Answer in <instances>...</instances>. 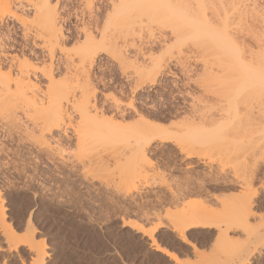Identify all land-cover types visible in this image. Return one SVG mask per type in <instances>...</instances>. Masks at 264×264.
Returning a JSON list of instances; mask_svg holds the SVG:
<instances>
[{
  "label": "rangeland",
  "instance_id": "374dc122",
  "mask_svg": "<svg viewBox=\"0 0 264 264\" xmlns=\"http://www.w3.org/2000/svg\"><path fill=\"white\" fill-rule=\"evenodd\" d=\"M164 1L162 6L158 2L161 7ZM172 1L167 3L176 5L181 1L179 8L194 2L204 6L211 19L208 27L222 35L219 38L225 36L228 42L224 43L231 38L232 47H236L237 39L252 44L251 52L245 48L247 53L241 60L264 73V0ZM138 2L48 0L55 10V45L42 21V0H0V75L11 78L5 82L0 77V213L13 233L11 241L0 229V249L5 251L0 252V264L32 262L35 254L28 244H11L22 239L27 229L34 234L32 246H44L43 264H237L240 257L251 261L248 264H264V246L259 247L264 242V145L253 139L264 136V85H256L254 89L261 94L255 91L249 99L245 91L240 96V87L233 83L234 88L229 84L219 86L225 78L222 71L229 77L231 72L242 70L237 67L238 60L234 61L235 52L234 56L230 51L227 55L217 35L210 38L217 40L218 47L209 35L190 33L192 30L180 17L167 16L165 6L168 13H160L168 18H161L164 14L158 11L162 8L153 15L156 18L142 13L147 19L139 18ZM89 19H93L94 26H88L87 33L97 43V55L93 53L94 61L86 68L88 60L80 65L75 49L85 41L83 25ZM255 39L263 42L260 47L254 46ZM4 54L13 56L20 68L16 62L10 66L11 60L7 61ZM220 60H225L221 67ZM225 66L228 71H221ZM150 70L156 71V85L138 88L132 95V89L146 80ZM48 73L57 81L55 97L49 90ZM20 74L25 86L12 82L22 77ZM232 76L228 79L240 84ZM26 82L30 86L26 87ZM235 92L238 97L234 99ZM52 98L61 103L65 115L60 130L50 131L42 108H47ZM131 103L133 107L129 108ZM94 104L103 117L123 126L145 116L160 124L171 141L152 144L148 159L141 161L142 166L138 160L140 167L132 169V150L123 138L124 144L113 140L112 146L92 145L86 138L89 142L84 145L80 135L85 136L90 128H84L80 110ZM185 153L194 157L187 159ZM250 162L254 166L249 167ZM255 167L257 177L252 190L257 195L252 197L256 215L248 220L252 229L249 234L250 225L245 233L229 232L225 237L213 228L193 227L185 231V242L179 239L173 227L183 212L208 209L219 214L224 206L222 199L233 208L232 204L247 191L242 182ZM221 178L225 179L223 184L228 179L229 183L223 185ZM237 179L240 185L230 183ZM255 234L263 236L262 244L258 242L260 237L255 242ZM156 247L176 261L156 251ZM258 247L263 250L258 251L259 255Z\"/></svg>",
  "mask_w": 264,
  "mask_h": 264
},
{
  "label": "bare ground",
  "instance_id": "6f19581e",
  "mask_svg": "<svg viewBox=\"0 0 264 264\" xmlns=\"http://www.w3.org/2000/svg\"><path fill=\"white\" fill-rule=\"evenodd\" d=\"M139 2L137 3V4H139V3H141L140 5V7L139 8H137L138 9V14L140 15L141 13H142V15L144 14V15H147L148 17L150 16L151 18L153 17H157V16H153V15H155V13L157 14V10H159L160 8H162V9H160L161 11H158V13H160V12H167L168 13V11H169V13L167 14V16L171 19L173 16H174V18L173 19H176V18H178V17H180V20L181 21H183L185 24H187V26H189L190 27V29L192 30V31H190V33L192 32V33H197V36H200L201 37V35L203 36L204 34H207V35H209V40L212 42V43H214V44H216L217 43V40L220 42L221 41V43L220 44H222V47H224V46H226L225 48H226V54L227 55H229V53L230 52H232V54H233V56H234V52H235V57H234V61L236 60H238L237 62L239 63V64H237V67H241L242 68V70L241 71H237V73H235V68H234V73L233 72H231L232 70H229L230 72V74L232 75V74H234L235 75V77L234 76H232L233 78H237V80H239V83L240 84H236V82H234L233 81V79L231 80V79H228V78H231V75L229 76V77H227L226 75H227V73L225 72V71H222V69H224V68H226V66L225 67H223V68H221L220 70L223 72L222 73V76L223 75H225V76H223V78L225 77H227L226 79H228V80H225V78L223 79V82H221L222 80H220V81H216L217 83H219V82H221V85L219 84V86H222V84H223V86L224 85H228V87H230V86H234L235 87V85H236V87H240V88H237V90H238V92L236 91V89H235V91L237 92V93H241L240 94V96L242 95V93H244L243 91H245L246 92V96L248 97V99H249V97L250 98H252V97H254L255 95H256V92H258V90H256V89H254V87L257 85H259L260 87L262 86V85H264V73L262 72V71H259V70H257V69H252L253 67H251V66H249V65H247V64H245L244 63V61L243 60H241V58H242V56H243V54H245V53H247V52H251V45L252 44H250V45H248L247 43H246V41H241V40H239V39H237L238 41L236 42V40L234 41V43L236 42L237 43V45H236V47L234 46V47H232L233 46V44H232V42H230V39H229V43L227 44L226 42V44L227 45H225V43L223 42L224 40L226 41L227 40V42H228V39H226V37L224 36V38H222V37H220V38H222L221 40H220V38H219V36H222V35H220V34H216V32L214 33L213 32V30L212 29H210L209 27H208V25H211V19H208L207 18V15H206V13H205V11H206V9H204V6H200V4H198V2H194V4H187L186 5V7L185 6H183V4L181 5V8H179L180 7V5H178V4H180L181 3V1L180 2H178V4L176 3V5H174L173 3H167L169 0H162V1H164V3H166L164 6L167 8V10H166V8H164V6L163 7H161L162 6V4L161 3H163L161 0H138ZM160 1V5H159V2ZM174 1H176V0H174ZM171 2H173L172 0H171ZM143 3V4H142ZM172 4H173V6H172ZM42 6H45V9H43V13H41V15L43 16L42 18H43V23H44V26H45V29L47 30V34H48V38H50L51 40L52 39H54V44L58 41H56L55 39H56V37H55V34H56V30H55V10H54V8H51V6L49 7V5H48V0H42V4H41ZM168 5H170L169 7H168ZM203 5V4H202ZM115 7V6H114ZM122 7V6H121ZM121 7H118V8H121ZM128 7H130V6H128ZM42 8H44V7H41L40 8V10H42ZM118 8H115L116 9V11L118 10ZM131 9H132V7H130ZM130 8H127V11H129V10H131ZM135 8V7H134ZM158 8V9H157ZM184 8V9H183ZM240 8V7H239ZM165 9V11H163ZM181 11H180V10ZM183 9V10H182ZM134 10V9H133ZM185 10V11H184ZM132 11V10H131ZM183 11V12H182ZM242 11V10H241ZM40 12V11H39ZM118 12H120V10L118 11ZM171 12V13H170ZM164 13H160V14H164ZM177 13H179L178 15H177ZM166 14V13H165ZM160 15V16H162L161 18H165V17H167L166 15ZM89 15V14H88ZM143 15V16H144ZM175 15H177V17L175 16ZM182 15V16H181ZM39 16V15H38ZM143 16H139V18H146L147 19V17H143ZM172 16V17H171ZM93 17V16H92ZM158 17H159V14H158ZM167 17V18H168ZM138 18V19H139ZM238 18V17H237ZM148 19H150V18H148ZM179 19V18H178ZM177 19V20H178ZM90 20V19H89ZM140 21H141V19H139ZM179 20V21H180ZM240 20V19H239ZM238 20V21H239ZM2 21V20H1ZM141 22H143V21H141ZM87 23V22H86ZM82 25V24H81ZM91 25H93V19L92 20H90V21H88V23L85 25H83V27L85 28V41L83 42V44L82 45H80L79 44V46L75 49V51H76V53L77 54H79V56L80 57H78L80 60H79V63H80V65H81V62L83 63L82 65L84 66V64H85V61H87L88 60V63H89V66L87 67L86 65H85V67L86 68H90V65L93 63V61H94V59H93V57H94V54L96 53L95 51L96 50H94V48L96 47V42L94 41V39H93V37L91 36V35H88L89 34V32L87 33V31H89L88 29H89V27L88 26H90L91 27ZM94 26V25H93ZM239 26V25H238ZM44 29V30H45ZM95 29V28H94ZM238 29H239V27H238ZM236 30V29H235ZM91 31L92 30H90V34H91ZM83 32H84V29H83ZM237 32V31H236ZM239 32V31H238ZM22 33H24V32H22ZM87 33V34H86ZM240 33V32H239ZM23 35H25V34H23ZM215 36V35H217L218 36V38H217V40L216 39H213L214 37H211L210 38V36ZM237 35V34H236ZM23 37V36H22ZM53 37H55V38H53ZM239 37V36H238ZM47 38V37H46ZM58 39V38H57ZM213 39V40H212ZM232 40H233V38H232ZM245 40V39H244ZM260 41H262L261 39H259ZM1 42V41H0ZM50 42V41H49ZM223 42V43H222ZM264 42V41H263ZM262 42V43H263ZM47 43V42H46ZM45 43V44H46ZM262 43H260L258 40H254V46H259L260 47V44L262 45ZM1 44V43H0ZM44 44V45H45ZM232 44V45H231ZM55 45H57V44H55ZM212 45V44H211ZM218 45V43L215 45V46H217ZM264 45V44H263ZM3 46V45H2ZM77 46V45H76ZM229 46H231V48L229 47ZM14 47V46H13ZM218 47V46H217ZM228 47V48H227ZM262 47V46H261ZM5 48V47H4ZM248 49V51L246 50V49ZM257 48V47H256ZM3 49V48H2ZM96 49V48H95ZM228 49V50H227ZM231 49V50H230ZM258 49V48H257ZM262 49V51H264L263 50V48H261ZM247 52H246V51ZM221 51L223 52V50L221 49ZM228 51V52H227ZM230 51V52H229ZM258 51V50H257ZM2 52V51H1ZM95 52V53H94ZM221 52V53H222ZM94 53V54H93ZM220 53V54H221ZM248 53V54H249ZM223 54H225V53H223ZM252 54H253V52H252ZM91 55H93V56H91ZM95 55H97V54H95ZM222 55V54H221ZM233 56H232V58H233ZM241 56V57H240ZM254 56V55H253ZM3 57L7 60V59H10L11 61V65L10 66H12L13 67V63H15L16 61H14L13 62V60H14V57L13 56H11V55H6V54H4L3 55ZM16 57V56H15ZM52 57V56H51ZM248 57H250V54H249V56ZM252 57V56H251ZM221 58H225L226 59V57H223V56H221L220 57V59ZM243 58H245V57H243ZM19 59V58H18ZM246 59V58H245ZM248 61H249V59H247ZM252 60V59H251ZM8 61V60H7ZM221 61V63L218 65V66H220L221 64L223 65V63H225L224 61H222V60H220ZM21 62V61H20ZM24 62H25V59H24ZM27 62V61H26ZM226 62H229L228 61V59L226 60ZM245 62H247V61H245ZM254 62V61H253ZM17 64H18V62H16ZM22 63V62H21ZM230 63H232L233 64V61H230ZM248 63V62H247ZM249 63H251V62H249ZM16 64V65H17ZM24 64V63H23ZM231 64V65H232ZM15 65V64H14ZM221 65V66H222ZM224 65H226V64H224ZM257 65H258V63H257ZM257 65H255V66H257ZM24 66V65H23ZM25 66H26V64H25ZM25 66H24V68H25ZM220 66V67H221ZM235 66V65H234ZM252 66H254V64H252ZM260 66V65H259ZM258 66V67H259ZM18 67L20 68V66H19V64H18ZM29 66L27 65L26 66V68H28ZM232 67V66H231ZM236 67V66H235ZM251 67V68H250ZM262 67H264L263 65H262ZM15 68V67H14ZM25 68V69H26ZM81 68L83 69L84 67H82L81 66ZM227 68H228V66H227ZM226 68V69H227ZM259 68H261V67H259ZM229 69H232V68H229ZM262 69V68H261ZM11 70V69H10ZM84 70H85V68H84ZM219 70V69H218ZM238 70V69H237ZM263 70V69H262ZM27 71V70H26ZM88 71V70H87ZM227 71H228V69H227ZM264 71V70H263ZM10 72V71H9ZM19 72H20V70H19ZM23 72V71H22ZM24 72H25V70H24ZM48 72H49V70H48ZM263 74H262V73ZM46 73V72H45ZM54 73V72H53ZM216 73V72H215ZM225 73V74H224ZM27 74V73H26ZM21 75V74H20ZM47 76V78L49 79H47L49 82H47V83H49V90L51 91V93L53 92V93H56V94H53L52 93V95L51 96H53V97H55V96H57L58 95V92H57V89L55 90V88H56V84L57 83H55V82H57V81H53V78H51V77H49L48 75H50L49 73L48 74H46ZM159 75V74H158ZM218 75H219V73H218ZM217 75V76H218ZM221 75V74H220ZM229 75V74H228ZM261 75H263V76H261ZM22 76V75H21ZM44 76V75H43ZM237 76V77H236ZM0 77H1V79L3 78V80L5 81V82H8V81H11V78H10V75H8L7 77H5L4 75H0ZM18 77V76H17ZM23 77L24 76H22V77H18L15 81H12V82H16V85H22V82H25V81H23L24 79H23ZM25 77H26V75H25ZM211 77V76H210ZM215 77V76H214ZM263 77V78H262ZM16 78V77H15ZM27 79H28V77H26ZM156 78H157V74H156V71H153V70H150V71H148L146 74H145V79L146 80H144V81H142V82H138L137 83V85L132 89V91H131V93H132V95L134 94V93H136V90L138 89V88H141V87H145L146 88V86H147V88H149V87H152V86H154V85H156ZM209 78V77H208ZM221 78V77H220ZM126 79V78H125ZM128 79V78H127ZM158 79V78H157ZM216 79V78H215ZM7 80V81H6ZM210 80V79H209ZM211 80H212V77H211ZM210 80V81H211ZM234 80H236V79H234ZM63 81V80H62ZM64 81H65V79H64ZM64 81L63 82H61V85L62 84H64ZM213 81V80H212ZM225 81V82H224ZM226 81H228L227 83H226ZM29 83H30V81H28ZM28 82H26V85H27V83ZM263 82V83H262ZM18 83V84H17ZM29 83H28V85L26 86V87H28V86H30L29 85ZM215 83V82H214ZM231 83V84H230ZM235 84V85H233V84ZM59 84V83H58ZM261 84V85H260ZM60 85V86H61ZM216 85V84H215ZM237 85H239V86H237ZM22 86H25L24 84L22 85ZM22 86H20L21 88H22ZM65 86H67V84L65 85ZM218 86V85H217ZM258 86V87H259ZM18 87V86H17ZM62 88L64 87V86H61ZM227 87V86H226ZM233 87V88H234ZM246 87V88H245ZM264 87V86H263ZM66 88V87H65ZM65 88H63V90L65 89ZM218 88V87H217ZM222 88V87H221ZM233 88H232V91L230 90V92L232 93L234 90H233ZM224 89H226V88H224ZM223 89V90H224ZM229 89H231V88H229ZM229 89H228V91H229ZM245 89V90H244ZM262 90H260V92H263V88H261ZM7 90V89H6ZM5 90V92H7ZM56 92H55V91ZM216 90V89H215ZM247 90V91H246ZM250 90H252V91H250ZM227 91V90H226ZM248 91H250V92H248ZM256 91V92H255ZM48 92V91H47ZM229 92V93H230ZM235 92V93H236ZM248 92V93H247ZM252 92V93H251ZM255 92V93H254ZM227 95L229 94V93H227V92H225ZM236 93V96L234 97V99L236 98V97H238L237 94ZM254 93V95L251 97L250 96V94L252 95ZM234 94V93H233ZM261 93H257V95H260ZM232 95V94H231ZM243 95H245V94H243ZM49 96V98L51 97L50 95H48ZM234 96V95H233ZM246 96H245V98H246ZM56 98H58V97H56ZM56 98L54 99V98H52L51 100L52 101H50V102H52V103H50L49 102V106L47 107V108H44L43 106V110H44V112H45V114H46V116L48 117V122H50L49 124V129L48 130H50V131H52V130H58L60 127H61V125H62V123H63V116L65 115V113H64V108H62L61 107V103L59 104V101L57 100V101H55L56 100ZM244 98V97H243ZM237 99H239V98H237ZM247 99V100H248ZM240 100H243L242 98H240ZM254 100V99H253ZM235 101V100H234ZM244 101V100H243ZM236 102V101H235ZM235 102H234V104H233V106H235ZM238 103H239V101H238ZM237 103V104H238ZM249 103H250V101H249ZM243 105V104H242ZM248 106H249V104H247ZM247 105H245V106H247ZM239 106H240V103H239ZM239 106H237V107H239ZM244 106V107H245ZM247 106V107H248ZM130 107H133V105H132V103L131 104H129V108ZM236 107V106H235ZM234 107V108H235ZM241 107V106H240ZM239 107V108H240ZM243 107V108H244ZM135 108V107H134ZM233 108V109H234ZM246 108V107H245ZM119 109V108H118ZM247 109V108H246ZM117 110V109H116ZM245 110V109H244ZM81 111V115L84 117L83 118V120L81 121V122H84L85 124H84V128H86V129H88V128H90V129H88V131H87V133H86V135L85 136H83L82 134L80 135V137L81 138H83V141H84V145H86V142L85 141H87V142H89L88 140H90V143H92V145H97L98 143H100V144H98L97 146H99V145H105V146H112V145H114V142H113V140H118L119 142H121V140L123 141V139L124 140H126L125 141V143L128 145V149L130 150H132V155L130 156V157H132L131 158V161L132 162H129V165H131L132 166V169H136V166H138V165H140V166H142L143 164H141V161H145V160H147L148 158H146L147 157V151H149V149H150V147H151V145L152 144H154V143H163V142H167L168 140H170V139H168L167 138V136L166 135H168V133H167V131L165 130V129H163L162 128V126L160 125V124H158V123H156V122H153V121H149V120H147L146 118H145V116H143V117H139V119L136 121V123H133V124H131L130 126H127V125H124L123 126V124L121 125V124H116V123H113L111 120H109V119H106L105 117H103V113H101L100 111H98V109H97V107L95 106V104L94 105H85V108H83V109H81L80 110ZM119 111V110H118ZM238 111V110H237ZM240 111V110H239ZM238 111V112H239ZM234 112H236V109H235V111ZM92 113V114H91ZM137 114V113H136ZM238 114V113H237ZM105 115V114H104ZM233 115H235L234 113H233ZM65 118V117H64ZM46 127V126H45ZM46 129H47V127H46ZM60 130V129H59ZM45 131V130H44ZM64 131V130H63ZM86 131V130H85ZM165 131H166V133H165ZM89 132V133H88ZM106 132V133H105ZM50 133V132H49ZM65 134V133H64ZM88 134V135H87ZM77 136V135H76ZM79 136H78V138H79V140L81 141V138H80ZM121 137V138H120ZM264 136H257V137H253V139L255 140V143L256 144H260V143H262L263 145H264V138H263ZM88 140H87V139ZM123 138V139H122ZM126 138V139H125ZM132 139V141L133 142H131L130 141V143L128 142L130 139ZM86 139V140H85ZM109 139H110V141L113 143V144H111V142L109 141ZM108 140V141H107ZM155 140H157V141H155ZM167 140V141H166ZM190 140V139H189ZM223 140V139H222ZM82 141V142H83ZM118 141H116L117 142V144H118ZM171 141V140H170ZM251 141L253 142V140L251 139ZM108 142V144H105V143H107ZM179 142V141H178ZM185 142V141H184ZM79 143H81V142H79ZM90 143H87V144H89L90 145ZM121 143H123L124 144V141L123 142H121ZM131 143H133V145L131 144ZM174 143H175V141H174ZM173 143V144H174ZM82 144V143H81ZM176 144H177V142H176ZM179 144L180 145H182L180 142H179ZM88 145V146H89ZM179 145V146H180ZM91 146V145H90ZM97 146H95V147H93V148H96ZM179 146H177V147H179ZM103 147V146H102ZM100 148V147H99ZM98 148V149H99ZM121 148H123V147H121ZM126 147H124V149H125ZM180 148V147H179ZM96 150H97V148H96ZM100 150H102V148L100 149ZM104 151H106V148H105V150ZM125 151V150H124ZM186 151V150H185ZM185 151H182V152H185ZM113 152V151H112ZM116 152V151H115ZM130 152V151H129ZM114 153V152H113ZM117 153L119 154L120 152H118L117 151ZM151 154H152V152H150ZM121 154V153H120ZM185 154H188V156H186V158L187 159H190V158H193L194 156L192 155V154H190V153H185ZM194 154V153H193ZM125 155V154H124ZM123 155V152H122V156H124ZM118 157V156H117ZM125 157V156H124ZM113 158H115V157H112V159ZM123 158V157H122ZM128 158V157H127ZM116 159V158H115ZM128 159H130V158H128ZM117 160H118V158H117ZM124 160V159H123ZM138 160H139V164H138ZM107 161H105V163H106ZM118 161H116V163H117ZM126 162H128V161H126ZM100 163V162H99ZM103 163V162H102ZM101 163V164H102ZM109 163V162H108ZM114 163V162H113ZM116 163H114V164H116ZM122 163V162H121ZM120 163V164H121ZM143 163V162H142ZM249 163V162H248ZM251 163V162H250ZM107 164V163H106ZM113 164V165H114ZM133 164V165H132ZM138 164V165H137ZM145 164H147V163H145ZM252 164V165H251ZM250 165H249V167L250 166H254V163H251ZM122 165V164H121ZM124 165H125V163H124ZM128 165V166H129ZM107 166V165H106ZM115 166H117V167H120L119 166V163H118V165L116 164ZM123 166V165H122ZM121 166V167H122ZM127 166V165H126ZM125 166V167H126ZM127 166V167H128ZM140 166H138V168L140 167ZM256 166V165H255ZM120 167V168H121ZM125 167H123L124 169V171H125ZM126 167V171H128V168ZM190 167V166H189ZM245 167H247V166H245ZM263 167V166H262ZM262 167L258 170V172H260L261 170H262ZM142 168V167H141ZM248 168V167H247ZM246 168V169H247ZM131 169V170H132ZM258 168H256L255 167V170L254 171H252V173L250 172V169H249V172H247L248 173V175L250 174V176H249V178H246V180H242L243 182H242V184H244V187H245V185H246V187H245V190L247 189V191H245L244 189V191L245 192H248V190L250 191L249 193H246L245 194V192L242 194L241 192V196H239V198H238V200L236 201L235 199H233L234 201H236L237 203L235 204V203H233L232 205L234 206L233 208L231 207V204H230V206L228 205L227 206V203H226V201H225V203L223 202V199H222V201H220L221 202V211L220 210H218V211H220L219 212V214H218V212L217 213H213L212 212V210H209L208 211V209L207 210H205V209H197V210H194V211H188V212H183L182 213V215L179 217V219L176 221V223H175V226L173 227V229L174 230H177L178 231V234H179V239H181L182 241H184L185 242V231L186 230H188L189 228H192L193 229V227H205V228H207V229H209V228H213V229H215L216 230V234L217 235H221V234H224V237H225V234H227V233H229V232H232V233H241V231H243L244 233H245V231H246V229H248V227H249V225H250V229H248V232H246L247 234H249V230H252L251 229V224H249V222H248V220L253 216V215H256V214H253V197L252 196H256L255 195V190L253 191L252 190V185H253V181H254V179H256L255 177H257L256 176V170H257ZM210 170V169H209ZM188 171V170H187ZM215 171V170H214ZM129 172H130V170H129ZM244 172V171H243ZM243 172H241V174L243 173ZM128 173V172H127ZM126 174V173H125ZM133 173L131 172V175H132ZM214 174V173H213ZM258 174V173H257ZM128 175V174H127ZM129 175H130V173H129ZM244 175V174H243ZM239 176H241V175H239ZM227 177V176H226ZM246 177V176H245ZM239 178V177H238ZM222 179V178H221ZM224 179V178H223ZM222 179V184H223V182H224V180ZM241 179V178H240ZM240 179H237V180H232V181H230V183H233V184H235V185H240V183L241 182H239V181H241ZM191 180V179H190ZM195 180V179H194ZM229 180V179H228ZM228 180L226 181V183L228 182ZM239 180V181H238ZM199 182V181H198ZM201 182V181H200ZM226 183H224V184H226ZM229 183V182H228ZM227 183V184H228ZM223 184V185H224ZM230 185H232V184H230ZM192 187V186H191ZM223 188H227V187H223ZM234 188V187H233ZM221 189V188H220ZM240 189V188H239ZM242 189V188H241ZM240 189V190H241ZM185 190H187V189H185ZM229 190V189H228ZM182 191V190H181ZM187 192V191H186ZM254 194H253V193ZM249 194V195H248ZM251 194V195H250ZM237 195V194H236ZM178 196V195H177ZM181 197H182V195H181ZM234 197V196H233ZM236 197V196H235ZM238 197V196H237ZM231 198V197H230ZM177 199V198H176ZM232 200V199H231ZM228 202V201H227ZM220 204V203H219ZM220 206V205H219ZM227 206V207H226ZM216 212V211H215ZM215 214H218V215H216L215 216ZM4 223H5V221H4V215H1V213H0V229H2L3 230V235L5 236H7V239L9 238H11V239H13L12 237H13V233L12 232H10V229H9V227L8 226H6V225H4ZM257 223V222H256ZM256 223H254V224H256ZM257 226V225H256ZM255 228V227H254ZM257 229V228H256ZM259 229V228H258ZM31 230V229H30ZM241 230V231H240ZM254 230V229H253ZM1 231V230H0ZM32 231V230H31ZM243 232H242V235H244L243 234ZM252 232L250 231V235H252L251 234ZM2 234V233H1ZM264 234V233H263ZM263 234H261V235H263ZM3 235H2V237H3ZM34 234L32 233V232H30L29 231V229H27V231H26V235L24 234V236L22 237V239H20V240H18V242L17 243H11V242H9V243H11V244H13V245H15L14 247H16L17 246V244L18 243H20V245H24V244H28V248H29V250H33V252H34V258L31 260L32 262H30V264H43L44 262H43V257H44V252H43V249H41V248H43L44 246H40L41 248H38V249H35L33 246H32V241H33V236ZM216 235V236H217ZM229 235V234H228ZM256 235V234H255ZM260 235V234H259ZM230 236V235H229ZM246 236V235H245ZM244 236V238H246ZM257 236V235H256ZM219 237H221V236H219ZM223 237V236H222ZM223 237V238H224ZM234 238H235V235L233 236ZM233 237L231 238V236H230V239H232L233 240ZM258 237V239L255 241V242H257L258 240H259V237L260 236H257ZM217 238H218V236H217ZM261 238V237H260ZM10 239V240H11ZM221 239V238H220ZM225 239V238H224ZM236 239V238H235ZM237 239L239 240V238L237 237ZM247 239V238H246ZM245 239V240H246ZM263 239V236H262V238L258 241V242H260L261 240ZM227 240V239H226ZM243 240V239H242ZM242 240L240 241V242H242ZM6 241V240H5ZM4 241V242H5ZM8 241V240H7ZM11 241H13V240H11ZM152 241V244H155V241L154 240H151ZM247 241V240H246ZM254 242V243H255ZM8 243V244H9ZM261 243V242H260ZM256 245H257V243H255ZM259 244V243H258ZM262 244V243H261ZM263 244H264V242H263ZM260 245L259 247H261V246H264V245ZM8 246V245H7ZM10 246V245H9ZM8 246V247H9ZM7 247V248H8ZM253 247V246H252ZM255 247V246H254ZM258 247V248H259ZM1 248V247H0ZM10 248V247H9ZM8 248V249H9ZM257 248V253H258V255H259V252H261L260 251V248L258 249ZM264 248V247H263ZM255 249V248H254ZM28 250V251H29ZM9 251V250H8ZM156 251H159V252H161L164 256H166V257H168V258H170V259H173L174 261H176V259L174 258V256L173 255H171L170 253H168L167 251H165V250H160V249H158L157 247H156ZM241 251V250H240ZM245 251H246V249H245ZM251 251H252V249H251ZM259 251V252H258ZM0 252H5L3 249L1 250L0 249ZM262 252H263V250H262ZM261 252V253H262ZM237 253V252H236ZM238 253H240V252H238ZM243 254V253H242ZM254 254V253H253ZM47 255V254H46ZM235 255V254H234ZM251 255V254H250ZM249 255V256H250ZM256 255V254H255ZM243 256H245V255H243ZM253 257V256H252ZM244 258V257H243ZM242 257H240L239 258V260L241 261V262H237V264H248L249 262H251V261H249V262H247L246 260H244ZM248 258V257H247ZM242 260H244V261H246L247 263H245L244 261H242ZM22 263V262H21ZM226 263H228V262H226ZM251 264V263H250Z\"/></svg>",
  "mask_w": 264,
  "mask_h": 264
}]
</instances>
